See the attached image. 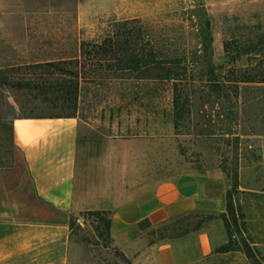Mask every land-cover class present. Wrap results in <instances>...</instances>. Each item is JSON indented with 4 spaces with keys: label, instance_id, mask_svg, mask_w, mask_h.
Instances as JSON below:
<instances>
[{
    "label": "rangeland",
    "instance_id": "1",
    "mask_svg": "<svg viewBox=\"0 0 264 264\" xmlns=\"http://www.w3.org/2000/svg\"><path fill=\"white\" fill-rule=\"evenodd\" d=\"M126 21L146 27L142 41L161 49L175 74L154 80L147 69L118 70L94 82L88 76L80 79L75 104L47 86L18 84L44 80L28 65L83 59L82 44L112 36ZM262 37L264 0H0L1 50L16 57L0 69V166L13 162L15 116L80 114L84 135L91 139L84 150L88 154L99 153L106 134L137 133L154 145L146 152L154 156L157 170L165 165L172 176L190 170L217 172L229 184L243 215L241 231L233 225L227 229L219 219L231 249L216 248L204 264H264V247L253 246L259 263L241 248L242 238L251 245L260 240L253 236L241 202L254 211L264 206V80L237 82V69L251 66L254 55L233 58L225 50V45L234 47L240 41L249 47ZM178 58L180 63H175ZM177 78L183 97L190 98L178 124L173 108ZM214 217L221 215L192 214L190 232L198 221L205 224ZM175 220L161 228L168 227L163 232L169 238L177 237ZM73 222L72 264H131L92 211L75 216Z\"/></svg>",
    "mask_w": 264,
    "mask_h": 264
},
{
    "label": "crops",
    "instance_id": "2",
    "mask_svg": "<svg viewBox=\"0 0 264 264\" xmlns=\"http://www.w3.org/2000/svg\"><path fill=\"white\" fill-rule=\"evenodd\" d=\"M15 59L0 46V69ZM12 129L13 162L0 166V264H72L71 222L85 211L110 212L112 241L131 264H204L227 243L221 217L182 236L157 237L183 215L227 213L229 184L219 173L157 170L146 152L154 145L137 133L106 134L99 153H85L91 139L78 113L15 116ZM244 204L260 239L252 246L262 249L264 206Z\"/></svg>",
    "mask_w": 264,
    "mask_h": 264
},
{
    "label": "trees",
    "instance_id": "3",
    "mask_svg": "<svg viewBox=\"0 0 264 264\" xmlns=\"http://www.w3.org/2000/svg\"><path fill=\"white\" fill-rule=\"evenodd\" d=\"M147 34L146 27L142 23H132L126 21L118 24L114 31V34L110 37H106L99 42L89 44L87 47L84 44L81 45L80 54L83 59H67L62 58L55 61H47L42 63H36L30 66L29 69L33 73H37L38 76L44 77L42 80L19 82L18 84L32 88V87H44L47 86L48 90H52L62 96V98L68 103H76L78 98L79 82L80 79L89 78L92 82L102 79L105 72L116 73L118 70L125 71H137L141 72L146 69L149 70V77L154 80L164 79L169 73L175 74L176 68L168 67L166 64L170 63L166 61L167 55L164 54L161 49L156 45H149L142 40ZM247 41L236 42V46L228 47L225 45L227 54L231 57H240L243 54L254 55L253 64L248 67H239L236 73L237 82L255 81L256 79L264 80V37L258 39L256 43H252L249 47H244ZM180 63V59L174 61ZM142 68V69H141ZM30 75V74H29ZM46 77V78H45ZM114 77V76H113ZM75 78L77 80H75ZM3 79V76H0ZM177 81L173 84V108L175 111V120L178 124V120L184 118L185 110H189L190 98L189 96L183 97L182 88L178 89L181 85V79L177 78ZM74 108H76L74 106ZM72 113L57 114V116H72ZM176 124V125H177ZM98 218L100 223H103L104 231L108 239L111 238L110 225L111 215L109 211L97 210L92 211ZM192 214H187L179 217L175 220L173 231L175 236H182L190 232V217ZM242 213H240L238 207L234 203V198L231 190L227 191V213L221 214V218L224 221L225 226L229 229L232 225L237 231L240 230L239 219ZM74 218L71 222V228H73ZM186 221V222H185ZM186 227H183L184 223ZM244 224V221L243 223ZM178 225V226H176ZM202 226V221H198L192 228V231L197 230ZM164 229H158V238H165L168 235L163 232ZM155 234V232H153ZM241 248L246 256L254 263H259L257 253L254 247L250 244L247 238H242ZM230 243L223 245L217 249V251L230 250ZM123 254V253H122ZM126 259V258H125ZM128 261V260H127Z\"/></svg>",
    "mask_w": 264,
    "mask_h": 264
}]
</instances>
